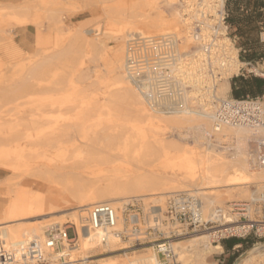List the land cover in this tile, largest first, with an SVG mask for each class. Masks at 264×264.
<instances>
[{
    "label": "bare ground",
    "instance_id": "1",
    "mask_svg": "<svg viewBox=\"0 0 264 264\" xmlns=\"http://www.w3.org/2000/svg\"><path fill=\"white\" fill-rule=\"evenodd\" d=\"M177 3L178 0H137L136 4L141 11L128 20L140 27L130 32L132 35L142 34L144 28H147V31L154 32H145L147 38L170 35L178 42L177 70L182 74L185 83L195 91L187 92L182 97V110L170 113L156 110L151 104L152 90H148L143 82L137 84L135 77L130 73H123L118 78L120 87L114 89V94L106 99L107 103L117 108L123 107L126 112L116 111V115L113 112L108 122L103 123L100 118L95 119L93 113L99 103L95 102L94 98L95 101H75V98L64 97L61 101L54 102L50 96L45 98L48 109L55 104L60 107L74 105L76 113L72 117H65L66 114L62 117H52L48 110L38 109L28 121L29 127L43 140L44 156L48 159L47 164L38 166L37 170L50 178L63 180L67 189L48 190L43 196L40 192L41 195H32L25 191L7 207L3 215L12 218L14 212L18 211L36 218L54 214L53 212L67 211V217L61 218L62 223L75 227L77 238L73 247L64 242L65 250L58 252L57 257L70 255L73 262L75 256L71 253L81 251L85 259H91L88 252L95 246L96 238L87 232L83 222L89 209L96 204L106 203L118 209L126 199L133 197L140 200L160 198L163 202L164 198L171 194L192 193L201 200L203 217L207 219L212 217L213 209L217 207L215 205H220L218 199L222 195L228 198V202L233 203L234 192L242 198L240 202H246L244 200L250 196V199L257 195L258 198L261 197L264 167L257 162L256 153L251 149L250 143L264 141V129L239 125L224 126L220 132H214V101L229 97L216 91L217 85L214 84L216 86L213 99L196 100V90L203 85H209L210 80L203 72L202 55L192 50L194 43L190 30ZM80 40L86 48L98 45V39L90 40L83 34L80 35ZM228 41L227 37L222 39L225 44H228ZM65 55H69L68 51L53 52L46 57V63L35 66L30 74L37 76ZM85 55L87 52L80 55L79 67L83 65ZM241 64L236 50L232 48L229 61L221 68V75L225 78L231 76L238 71ZM80 69L81 67L78 70ZM222 81H227L229 85V78ZM142 88L148 91L144 92ZM82 96L85 97L86 94ZM106 111L111 112L113 109L110 107ZM113 115L116 121L112 119ZM171 131L192 134L194 145H184L178 154L171 155L166 149L176 148V145L156 137L158 133ZM89 134L92 135L89 136L91 139H88ZM150 139L154 140L155 144L152 145ZM225 144L236 148L230 157L222 154L226 150L223 146ZM3 155V152H0V168L13 171L15 168ZM156 159L160 165H150V162ZM252 185L254 192L250 190ZM154 206L163 210L161 204ZM36 222L37 224L27 228L1 227L0 247L17 251L25 243L35 245L42 242L46 236L45 226L38 220ZM217 229L215 227L197 231L174 239L172 245L176 263L209 264L208 259L214 252H222L221 244L213 243ZM116 243L119 242L111 241L112 245ZM124 247L125 250L130 248ZM145 250L147 253L134 257L131 263L158 264L153 247L150 245ZM192 254L196 258L195 262L189 260ZM100 264L119 263L106 261ZM236 264H264V245H254Z\"/></svg>",
    "mask_w": 264,
    "mask_h": 264
},
{
    "label": "rangeland",
    "instance_id": "2",
    "mask_svg": "<svg viewBox=\"0 0 264 264\" xmlns=\"http://www.w3.org/2000/svg\"><path fill=\"white\" fill-rule=\"evenodd\" d=\"M136 3L137 0H0V152H3V156L15 168L13 171L0 168V228L3 226L32 227L38 220L42 226H45L44 232L51 227H58L61 230L67 228L70 229L67 231L68 238L73 237V231L69 228L72 225L62 223V219L67 217L65 215L67 211L53 212L54 214L36 218L18 211L14 212L12 218H8L3 215V212L25 191L32 195L42 194L43 196L50 190L65 191L67 189L63 180L50 178L37 170L38 166L46 165L48 159L44 156L43 140L29 127L28 121L38 109L48 110L52 113V117H62L65 114V117H72L76 109L74 105L60 107L57 104L48 109L45 98L50 96L54 102H59L64 97L75 98V101L94 98L96 101L93 100L98 101L100 106L97 105L93 115L95 119L100 118L103 123L108 122L113 112L114 115L116 111L126 112L122 109L123 107L117 108L107 103V99L114 94V89L120 87L118 78L121 74L129 73L125 58L126 43L132 36L130 32L140 28L136 26L137 23L132 20L133 23H131L128 20L129 17L136 16L141 11ZM166 12L168 13L167 9ZM144 29L143 33L139 34L144 38H147L145 32L154 33L153 30ZM23 32L26 33L25 43L20 37ZM81 34L90 40L98 39L96 41L98 45L86 48L80 40ZM61 50L68 51L69 55L55 61L56 65H54L55 62L51 63L37 76L30 74L35 66L46 63V57ZM85 52L87 55L83 58L80 71L78 70L79 57ZM241 66L244 67L242 64L239 65L238 71L227 78L221 75V82L217 84L216 91L222 96L227 95L229 88L228 82L222 80L239 74ZM83 70L86 72H82ZM250 70L257 75L260 74L255 68ZM84 73H87L86 76ZM83 93L86 94L85 97L82 96ZM229 96L232 97L230 92ZM110 107L113 111H106ZM114 115L112 119L116 121ZM179 133L171 131L156 134L157 138L176 145V148L166 149L171 155L178 154L184 145H194L191 133V135L183 131ZM89 136L92 137V135H88V139H91ZM149 142L152 145L155 144L152 139ZM250 146L254 150V145L250 144ZM224 147L226 150L222 154L225 157H230L236 150L233 145ZM150 165H160L159 160L150 162ZM254 189L252 185L250 190ZM238 196L237 192L233 193L234 202L242 200ZM168 197L164 198L163 202L160 198L141 201L145 206L161 204L164 208ZM221 197L218 199L220 205L215 206L225 208L233 203L228 202L226 196ZM250 198L251 196L244 201ZM61 214L64 215L61 216ZM245 242H242L243 246L238 253H235L237 259L252 249L253 243L264 245V241L258 239L248 240V244ZM124 246L127 245L116 243L108 250H103L95 243L88 252L91 259H85L83 252L78 251L71 253L75 256V261L71 262V256L67 255L56 264H100L106 261L133 264L131 260L134 257L147 253L146 247L125 250ZM64 250L65 248H60L56 252ZM219 253L221 252H214L210 260L208 259V263H217ZM195 259L193 254L189 258L192 262H195Z\"/></svg>",
    "mask_w": 264,
    "mask_h": 264
},
{
    "label": "built area",
    "instance_id": "3",
    "mask_svg": "<svg viewBox=\"0 0 264 264\" xmlns=\"http://www.w3.org/2000/svg\"><path fill=\"white\" fill-rule=\"evenodd\" d=\"M224 4L225 0H178L177 3L190 30L194 43L192 50L202 55L203 72L210 80L209 85L196 90L197 101L201 98L207 101L213 99L215 86L221 78V68L229 61L230 50L235 48L234 39L228 36V15ZM225 37L229 40L228 44L222 42ZM177 43L170 35L144 38L139 34L130 36L126 43L125 58L129 73L135 77L137 84L143 82L148 90H152L151 104L162 112L182 110V97L187 92H195L177 70ZM147 89L142 88L144 92ZM214 105L212 128L215 133L224 126L264 129V96L217 99ZM250 144L254 145L257 162L264 167V141H252ZM260 195V198L257 195L246 202L230 203L225 208L216 207L212 217L207 219L203 217L201 200L192 193L169 196L163 210L152 204L145 206L140 199L132 198L118 209L106 203L93 205L83 224L103 250L110 248L111 241L126 244L129 249L151 245L158 264H176L172 242L181 235L216 227L213 243L229 239L246 241L245 244L251 239L264 241V187ZM69 228L74 234L71 238L67 236L70 229L51 227L39 244L25 243L17 251L0 247V264H56L65 258L57 257L56 252L64 248L63 243L68 246L75 244L76 229L73 226ZM257 244L253 243L252 247Z\"/></svg>",
    "mask_w": 264,
    "mask_h": 264
},
{
    "label": "crops",
    "instance_id": "4",
    "mask_svg": "<svg viewBox=\"0 0 264 264\" xmlns=\"http://www.w3.org/2000/svg\"><path fill=\"white\" fill-rule=\"evenodd\" d=\"M224 6L228 15V36L234 39L237 57L245 67L241 66V72L229 81L226 96L230 97L229 92L236 99L264 96V0H225ZM20 37L25 43L26 33H21ZM251 68L260 74L253 73ZM220 244L222 252L215 264H233L237 260L235 253L243 243L229 239Z\"/></svg>",
    "mask_w": 264,
    "mask_h": 264
},
{
    "label": "water",
    "instance_id": "5",
    "mask_svg": "<svg viewBox=\"0 0 264 264\" xmlns=\"http://www.w3.org/2000/svg\"><path fill=\"white\" fill-rule=\"evenodd\" d=\"M248 252H246L243 256L247 255ZM241 259V258H240ZM240 259H237L234 264H236Z\"/></svg>",
    "mask_w": 264,
    "mask_h": 264
},
{
    "label": "trees",
    "instance_id": "6",
    "mask_svg": "<svg viewBox=\"0 0 264 264\" xmlns=\"http://www.w3.org/2000/svg\"><path fill=\"white\" fill-rule=\"evenodd\" d=\"M230 264H232V262Z\"/></svg>",
    "mask_w": 264,
    "mask_h": 264
}]
</instances>
